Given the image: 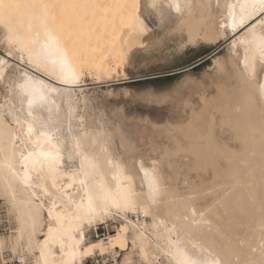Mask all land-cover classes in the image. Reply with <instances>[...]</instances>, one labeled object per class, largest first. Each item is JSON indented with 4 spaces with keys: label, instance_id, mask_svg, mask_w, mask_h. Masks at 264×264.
Returning <instances> with one entry per match:
<instances>
[{
    "label": "bare ground",
    "instance_id": "obj_1",
    "mask_svg": "<svg viewBox=\"0 0 264 264\" xmlns=\"http://www.w3.org/2000/svg\"><path fill=\"white\" fill-rule=\"evenodd\" d=\"M147 1L174 11L167 32L185 44L230 36L228 55L184 119L107 133L78 112L79 83L85 66L114 72L156 39L141 0H0L13 47L0 55V197L13 241L31 264H82L103 248L87 243L90 228L113 219L122 229L107 246L129 241L145 260L264 264V8Z\"/></svg>",
    "mask_w": 264,
    "mask_h": 264
},
{
    "label": "rangeland",
    "instance_id": "obj_2",
    "mask_svg": "<svg viewBox=\"0 0 264 264\" xmlns=\"http://www.w3.org/2000/svg\"><path fill=\"white\" fill-rule=\"evenodd\" d=\"M162 6L161 1L159 10H156L147 0H141L139 14L149 29L153 30L156 39L135 49L123 66H117L112 73L98 74L87 66L83 68V80L79 84L85 106L80 104L78 112L88 115L89 124L95 127L100 125L107 133L112 130L114 122H121L131 131L145 126L147 122L157 126L167 122L175 124L185 118L192 106L198 108L201 105L200 96L203 93L209 96L215 92L219 61L228 55L230 36L208 42L199 39L193 44H185L181 36L167 32L176 15L170 8ZM6 41L8 31L0 24V55L8 57L6 51L13 47ZM17 54L19 52L15 51L13 58L16 59ZM5 85L0 82L3 93L2 87L6 88ZM0 100L3 101V98ZM114 147L118 148L119 145ZM129 217L136 218L132 213ZM145 218L150 220L147 216ZM120 226L118 220L107 219L105 223L90 228L87 243L101 241L99 244L103 248L95 247L93 253L86 255V264H168L161 256L143 259L129 241L115 243L113 248H109L107 241L121 231ZM15 228V214L0 197V264H13L15 258L21 256L25 264H31V253L22 251V245H15L13 241ZM106 232L110 234L104 239L99 233ZM96 233L99 235L96 236Z\"/></svg>",
    "mask_w": 264,
    "mask_h": 264
},
{
    "label": "built area",
    "instance_id": "obj_3",
    "mask_svg": "<svg viewBox=\"0 0 264 264\" xmlns=\"http://www.w3.org/2000/svg\"><path fill=\"white\" fill-rule=\"evenodd\" d=\"M100 235L103 236V238L105 239L109 234L110 232H106V234H103V233H99ZM98 233H96V236L99 235ZM23 260L22 259H19L18 257L15 258V260L13 261V264H22ZM86 260H84V263L83 264H86Z\"/></svg>",
    "mask_w": 264,
    "mask_h": 264
},
{
    "label": "snow or ice",
    "instance_id": "obj_4",
    "mask_svg": "<svg viewBox=\"0 0 264 264\" xmlns=\"http://www.w3.org/2000/svg\"><path fill=\"white\" fill-rule=\"evenodd\" d=\"M259 2H260V5L262 6V8H264V0H259ZM176 7H177V10H179V6L177 5ZM8 38H9V40H11L10 36ZM262 55H264V52H262ZM182 264H194V262L185 258V260L182 261Z\"/></svg>",
    "mask_w": 264,
    "mask_h": 264
},
{
    "label": "crops",
    "instance_id": "obj_5",
    "mask_svg": "<svg viewBox=\"0 0 264 264\" xmlns=\"http://www.w3.org/2000/svg\"><path fill=\"white\" fill-rule=\"evenodd\" d=\"M143 18V17H142Z\"/></svg>",
    "mask_w": 264,
    "mask_h": 264
}]
</instances>
